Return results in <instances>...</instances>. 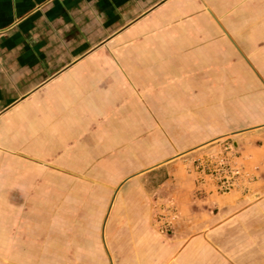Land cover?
Returning a JSON list of instances; mask_svg holds the SVG:
<instances>
[{
	"label": "crops",
	"instance_id": "obj_1",
	"mask_svg": "<svg viewBox=\"0 0 264 264\" xmlns=\"http://www.w3.org/2000/svg\"><path fill=\"white\" fill-rule=\"evenodd\" d=\"M216 141L242 178L194 196L172 160ZM114 235L147 264H264V0H0V264Z\"/></svg>",
	"mask_w": 264,
	"mask_h": 264
},
{
	"label": "rangeland",
	"instance_id": "obj_2",
	"mask_svg": "<svg viewBox=\"0 0 264 264\" xmlns=\"http://www.w3.org/2000/svg\"><path fill=\"white\" fill-rule=\"evenodd\" d=\"M217 144L218 141L213 142L205 146V149L209 150L212 147L214 148ZM234 147L231 141H224L221 147H216L208 153L201 155V151H199L197 156H194V153H187V155L173 159L172 162L176 160L175 163L181 164V168L179 169L184 171L182 175L186 177L184 179L192 184H197L198 187L203 185L201 188L202 191L197 189L198 191H195L194 196L196 192H199V196L202 195V192H204V195L218 192L219 196L220 194L230 192L234 189L231 188L229 191H226L221 185L226 176L230 175L229 171L233 170V172H236V170H242L243 158L240 160V154L235 151L233 152ZM183 160H185V162H183ZM186 165H190L191 169ZM187 170L190 171L185 173ZM163 178L164 174L162 172H157L155 179H146L161 181ZM192 190L194 191L196 189ZM189 193H191V190H189ZM159 196H157L155 200V212L157 213L155 215L154 224L156 227H160L161 231L164 232L168 230L172 233L174 228H171L169 222L165 221L166 215L164 213L165 210H169V201L167 198H163V193L159 194ZM190 223L191 221H189L188 224L190 225ZM170 229L172 231H170ZM136 239L137 237L131 235L124 237H116L115 235L107 236L106 240H103L101 237L98 238V240L91 238L88 245L86 244V246L83 247L84 250L68 254L70 264H117V258H123L122 264H132L133 261H137L136 258L138 255H140L139 263L147 264L148 258L146 254L143 253L146 250V241L142 242L143 238H139L142 243L140 244V248L137 251L135 250L136 254L133 258V241ZM104 243L108 246V253L105 252ZM63 259L66 260L67 257H63ZM63 259L61 256V260Z\"/></svg>",
	"mask_w": 264,
	"mask_h": 264
},
{
	"label": "built area",
	"instance_id": "obj_3",
	"mask_svg": "<svg viewBox=\"0 0 264 264\" xmlns=\"http://www.w3.org/2000/svg\"><path fill=\"white\" fill-rule=\"evenodd\" d=\"M229 173L230 175L226 176L225 180L221 183V185L226 189V191H229L231 188H234L238 180L242 178L240 170H236V172H233L232 170L229 171Z\"/></svg>",
	"mask_w": 264,
	"mask_h": 264
}]
</instances>
